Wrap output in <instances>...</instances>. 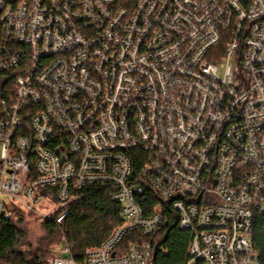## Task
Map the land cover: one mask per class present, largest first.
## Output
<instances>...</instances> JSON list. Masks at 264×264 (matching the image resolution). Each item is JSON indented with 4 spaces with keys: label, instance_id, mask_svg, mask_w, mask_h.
<instances>
[{
    "label": "built area",
    "instance_id": "1",
    "mask_svg": "<svg viewBox=\"0 0 264 264\" xmlns=\"http://www.w3.org/2000/svg\"><path fill=\"white\" fill-rule=\"evenodd\" d=\"M0 25V220L61 225L94 185L121 206L99 246L62 238L48 264H161L167 210L192 234L173 264H263L264 0H0Z\"/></svg>",
    "mask_w": 264,
    "mask_h": 264
},
{
    "label": "trees",
    "instance_id": "2",
    "mask_svg": "<svg viewBox=\"0 0 264 264\" xmlns=\"http://www.w3.org/2000/svg\"><path fill=\"white\" fill-rule=\"evenodd\" d=\"M2 30L0 25V45ZM13 73L0 72V99L8 97L14 87ZM142 160L134 161L133 175H138ZM112 187L106 185L88 186L82 189L77 202L71 205L69 215L61 225L54 220H44L41 235L33 238L26 225L27 217L32 213H24L14 204L11 210L15 217L11 220H0V264H47L46 260L53 254L62 238L73 244L74 252L80 257L88 247L99 246L112 229L121 222V206L111 198ZM136 197L149 208L157 203V199L148 188ZM169 221L163 228L164 246L167 253H160L161 264L181 263L188 257V245L192 234L181 230L178 222L167 210ZM252 241L255 250L262 257L264 264V216L258 217L253 229Z\"/></svg>",
    "mask_w": 264,
    "mask_h": 264
},
{
    "label": "rangeland",
    "instance_id": "3",
    "mask_svg": "<svg viewBox=\"0 0 264 264\" xmlns=\"http://www.w3.org/2000/svg\"><path fill=\"white\" fill-rule=\"evenodd\" d=\"M219 72L222 73L223 70L220 69ZM0 155H1V143H0ZM1 198H2L3 201H5L7 203H10L12 201L11 196L8 195V194H2L1 195ZM46 209L47 210H41V211L43 213H47L49 211H52V209L54 210V206L52 204H48ZM26 220H27L26 225L28 226V228H30L32 237L34 239L37 238V237H39L41 235V233H42L41 232V229H40V225L44 221V216L40 213V211H34V212H32V215L31 216H28L27 217ZM54 251L55 252L60 251V247L57 246ZM46 262H47V260H46Z\"/></svg>",
    "mask_w": 264,
    "mask_h": 264
}]
</instances>
